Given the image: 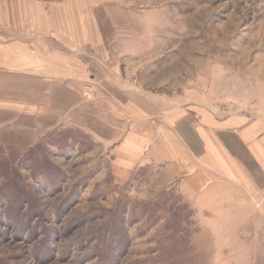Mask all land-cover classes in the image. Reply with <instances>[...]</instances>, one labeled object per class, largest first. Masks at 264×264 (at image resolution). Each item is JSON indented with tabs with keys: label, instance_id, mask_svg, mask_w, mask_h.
<instances>
[{
	"label": "rangeland",
	"instance_id": "374dc122",
	"mask_svg": "<svg viewBox=\"0 0 264 264\" xmlns=\"http://www.w3.org/2000/svg\"><path fill=\"white\" fill-rule=\"evenodd\" d=\"M95 12L103 42L78 86L0 73L14 99L0 109V264H264V227L231 236L165 163L114 151L130 131L151 138L170 102L264 115V0Z\"/></svg>",
	"mask_w": 264,
	"mask_h": 264
},
{
	"label": "crops",
	"instance_id": "0c3cea01",
	"mask_svg": "<svg viewBox=\"0 0 264 264\" xmlns=\"http://www.w3.org/2000/svg\"><path fill=\"white\" fill-rule=\"evenodd\" d=\"M106 1L0 0V73L39 69L59 84L78 86L89 72L86 56L102 46L95 10ZM8 88L0 93V109L14 101ZM161 113L151 138L136 130L117 143L120 163H165L167 183L213 212L231 236L264 227V115L180 102Z\"/></svg>",
	"mask_w": 264,
	"mask_h": 264
},
{
	"label": "built area",
	"instance_id": "2783aa9c",
	"mask_svg": "<svg viewBox=\"0 0 264 264\" xmlns=\"http://www.w3.org/2000/svg\"><path fill=\"white\" fill-rule=\"evenodd\" d=\"M84 89H88V90H94V85H92V83L91 84H85L84 85Z\"/></svg>",
	"mask_w": 264,
	"mask_h": 264
}]
</instances>
